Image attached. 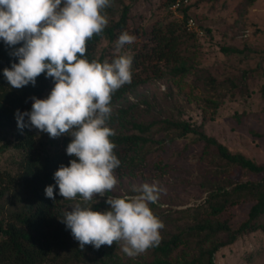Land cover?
Here are the masks:
<instances>
[{"label": "rangeland", "instance_id": "rangeland-1", "mask_svg": "<svg viewBox=\"0 0 264 264\" xmlns=\"http://www.w3.org/2000/svg\"><path fill=\"white\" fill-rule=\"evenodd\" d=\"M125 4H130L128 32L136 40L125 45L119 54H131L134 50L132 45L136 44L138 48L144 37H150L154 25L167 24L172 20L179 22L183 18L181 10L171 9L165 0H111V6L104 10L109 22L119 18ZM186 4L189 6L188 18H193L194 23L188 24L183 33L182 59L186 64L207 69L221 81L228 78L219 106L207 105L206 98L210 94L216 97L219 91H208L204 79L195 70L176 73L172 70L173 63L165 62H160V72H154L150 67L144 69L147 79L113 106L117 109L134 104L131 115L146 122L154 120L153 133L156 137H165L163 145L149 153L144 165L123 175L114 172L118 183L113 191L107 193L108 196L123 197L136 194L133 188L145 183L158 185L162 191L158 201L150 207L156 216H161L159 218L165 225L161 238L193 220L191 212L182 214L180 208L202 203L215 180L223 176H226V182L258 179L261 174L237 165L228 166L224 172L225 161L215 152H205V143L196 133L175 135V130L167 131L157 124L158 121L169 117L203 122L204 130L232 151H241L256 161L264 162V0H188ZM136 26L138 32L131 33ZM117 40L109 41L103 37L98 43L97 54L104 51L110 57L117 55ZM54 83L52 80L36 98H46ZM117 129L124 128L119 126ZM13 134H8L12 145L0 151V167L16 171L21 153L13 146ZM59 139L38 131L36 148L40 152L53 150ZM107 195L96 199L105 201ZM11 196L9 194L0 200V218L10 207ZM60 199L65 208H71L77 202L65 200L62 196ZM251 202L247 199L232 208L234 225L247 217ZM227 214L221 213L218 217L223 218ZM261 220L264 222V215ZM150 255L151 248L136 257H129L117 243L112 258L100 255L68 264H126L148 259ZM216 261L218 264H264V229L248 232L221 247L216 253Z\"/></svg>", "mask_w": 264, "mask_h": 264}, {"label": "trees", "instance_id": "trees-1", "mask_svg": "<svg viewBox=\"0 0 264 264\" xmlns=\"http://www.w3.org/2000/svg\"><path fill=\"white\" fill-rule=\"evenodd\" d=\"M174 1L176 0H165L168 6ZM188 9V4L183 3L179 8L183 17L181 21L158 23L154 25L150 37H144L138 48L136 44L132 45L134 50L129 54L133 57L132 82L122 86L113 95L112 115L107 122L116 133L110 139L116 144L114 152L121 161L120 167L114 172L120 175L144 165L152 149L165 142V137H156L153 133L154 120L146 122L131 115L130 110L134 104L113 108L127 92L147 79L148 76L143 74L144 69L150 67L152 71L160 72V62H165L173 63L172 70L176 73L195 70L200 78L204 79L208 91H219L216 97L210 94V97L206 98L207 105L218 107L221 97L225 94L222 89L225 82H229L228 78L221 81L207 69L186 64L182 59L183 33L190 24ZM129 24L130 4H125L119 18L109 22L102 34L87 42L86 58L89 61H111L114 56L110 57L104 51L100 55L97 54L98 43L103 37L109 41L119 38L122 32L128 31ZM130 32H138V27H133ZM21 46L22 43L14 48ZM14 48L7 46L0 39V151L12 145L8 134L13 132V146L21 153L16 171L0 167V200L9 194L12 195L6 215L0 218V264H68L100 255L112 258L118 242L112 246H101L98 250L92 245L80 249L79 242L73 238L70 229L61 222L64 213L72 211V208L64 207L58 186L55 187V202L46 197L45 188L56 184L54 173L61 165L68 166L69 162L75 159L66 154L72 137L61 136L53 150L40 152L36 148L39 130L18 128L16 111H31V98L42 94L53 79L41 74L37 77L35 86L29 84L21 89L12 88L3 73L5 68H11L13 63H18V57L11 54ZM25 120L27 121V117ZM157 124H161L167 131L175 130V135L196 133L205 143V152H215L225 161L224 172L228 166L237 165L260 173L261 176L258 179L227 182L226 176H223L222 179L215 180L202 203L195 207L180 208L182 214L191 212L193 220L181 225L178 231L169 236L162 237L159 245L151 248L150 258L137 259L126 264H218L216 253L221 247L233 243L248 232L264 229V222L261 220L264 215V162L256 161L241 151H232L214 135L208 134L203 128V122L165 117ZM119 126L124 129H117ZM247 199L252 200L248 215L234 225L231 219L232 208ZM109 208L105 201L93 205L95 211H105ZM225 212L229 214L223 218L218 217ZM179 248L181 250L176 252Z\"/></svg>", "mask_w": 264, "mask_h": 264}, {"label": "clouds", "instance_id": "clouds-1", "mask_svg": "<svg viewBox=\"0 0 264 264\" xmlns=\"http://www.w3.org/2000/svg\"><path fill=\"white\" fill-rule=\"evenodd\" d=\"M111 0H0V39L14 48L18 63L4 69L10 86H35L46 74L54 87L46 98L32 97L31 111H16L17 125L38 129L50 138L72 137L66 154L75 157L54 173L55 185L45 188L55 202V187L65 200L77 201L61 222L70 229L80 249L118 242L129 257H136L161 241L165 227L150 205L162 189L145 183L134 195L108 196L118 181L114 171L121 161L110 139L115 130L107 122L112 115L113 95L132 82L133 57L119 54L136 37L124 31L115 42L117 55L109 61H89L87 42L103 33L109 21L104 10ZM27 117V121L25 118ZM110 206L93 210L103 198ZM79 197V200L77 199Z\"/></svg>", "mask_w": 264, "mask_h": 264}, {"label": "built area", "instance_id": "built-area-1", "mask_svg": "<svg viewBox=\"0 0 264 264\" xmlns=\"http://www.w3.org/2000/svg\"><path fill=\"white\" fill-rule=\"evenodd\" d=\"M186 2H188V0H176V1L172 2L169 6L173 10H178L181 7V5L183 3H186ZM189 23L190 24L194 23V19L193 18H190L189 19Z\"/></svg>", "mask_w": 264, "mask_h": 264}]
</instances>
